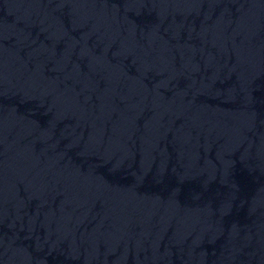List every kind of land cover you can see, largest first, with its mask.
<instances>
[{
    "label": "water",
    "instance_id": "95a60500",
    "mask_svg": "<svg viewBox=\"0 0 264 264\" xmlns=\"http://www.w3.org/2000/svg\"><path fill=\"white\" fill-rule=\"evenodd\" d=\"M0 264H264V0H0Z\"/></svg>",
    "mask_w": 264,
    "mask_h": 264
}]
</instances>
